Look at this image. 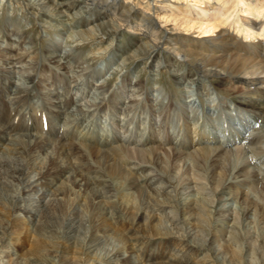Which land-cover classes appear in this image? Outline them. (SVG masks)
Masks as SVG:
<instances>
[{"label":"bare ground","instance_id":"obj_1","mask_svg":"<svg viewBox=\"0 0 264 264\" xmlns=\"http://www.w3.org/2000/svg\"><path fill=\"white\" fill-rule=\"evenodd\" d=\"M16 1L41 27L55 28L49 18L60 24L66 11L79 9L70 18L78 39H97L98 57L106 52L127 68L121 84L89 87L110 70L109 62L90 80L93 56L80 57L56 35L36 50L28 35L10 33L18 27H0V264H216L225 254L234 264H264V129L256 127L264 126V0ZM180 26L184 32L176 30ZM123 30L129 55L118 44L102 46ZM146 61L148 71L169 72L175 86L192 87L194 97L177 109L172 95H152L143 80L124 78L128 67ZM127 85L131 95L121 99ZM214 92L220 107L202 104ZM132 109L137 123L150 129L149 138L133 147L121 135H106L107 125L92 123L94 116H107L112 129H122L118 114L126 121ZM157 115L166 137L153 131ZM234 118L231 130L214 128ZM207 127L214 133L203 131ZM131 150L171 182L165 186L143 169L135 172L136 165L130 172L124 161ZM203 167L206 176L199 174ZM177 185L191 194L178 198ZM116 188L120 207L112 199ZM239 216H251L263 230L240 241ZM25 226L32 237L27 251L13 247L9 231ZM140 234L148 250L130 244ZM57 237L64 250L70 245L89 258L61 263L64 252L46 248ZM159 249L168 255L161 257Z\"/></svg>","mask_w":264,"mask_h":264},{"label":"rangeland","instance_id":"obj_2","mask_svg":"<svg viewBox=\"0 0 264 264\" xmlns=\"http://www.w3.org/2000/svg\"><path fill=\"white\" fill-rule=\"evenodd\" d=\"M162 3L166 4V2H162ZM154 7L158 8L156 5ZM76 12L78 13L79 9H74L70 13L68 11H66L64 16H63V21L60 24H57L56 22H52V19H53L52 17H51L52 19L49 18L48 21L51 22L50 24L54 25L56 29L54 27L50 28L48 26L41 27V24L39 22H37L35 17L33 15H31L26 10L25 6L23 7V4L21 2H17L16 0H0V27H3V25L6 24V23L18 27V30H10V33H17L19 35H22V34L28 35L30 37L31 41H32V47L34 49L36 48V50H40V47L45 45V43L50 39V37H52V35L59 36V37H56L58 39L57 42L62 41L63 43H67V44L69 43L71 45V47H73V50H74L75 54L79 55L80 57H88V58H91L92 56L94 57V60H90V62H89V64H91V65L93 64V65H92L91 68L88 69V72H87V78L88 79L91 80L90 75L92 73H94V72H95L96 75H100L102 73V70L104 68L102 66V64L104 63V61L107 62V63L108 62L110 63V67L108 68V70L109 69L110 70L106 74H105L106 71H104L99 76V77H102L105 74V76H103L104 78L99 79V77H98L96 80H93L94 83L90 84L89 87H93V85L95 83H97V81L99 82L98 84L104 83V84H106L108 86H111V85L115 86L117 84L118 85L121 84L122 83V81H120L121 75H122L123 72L126 71L127 67L123 65L122 59H119V58L117 59L115 57L112 58L111 56L107 58L106 57V55H107L106 52L102 55V57H98L102 53V51L97 49V47L101 48L100 47V42L97 39H95L93 41L84 40V39H80V38L78 39V36L75 33L77 31L76 30L77 28L75 26L76 22H73L70 19L71 17L75 16ZM159 12H160V10H159ZM157 14L160 15L161 13L159 14L157 12ZM157 17H155V19H157ZM176 30L179 31V32L180 31L184 32L185 28H182V26H180V27H177ZM123 31L121 32L122 34L120 33V36L117 34V36L115 38H113V39H116V40H114L116 42H114L113 40L111 41L110 39H108L106 42H104L102 44V46L104 47V45H105V47H106V45L112 44L111 47L113 48L115 45L118 44V46L120 45L122 49L124 48L123 49V53L125 54V56L129 55L132 52L133 49H131V47H130L132 45L129 44L130 41H129V37L127 36L128 33H126V30H123ZM2 32L3 31H1V33ZM195 32H197V30H190V33H192L193 35L196 34ZM60 33H61V35H60ZM0 35H1V38H2L3 35L2 34H0ZM60 36H62V37L60 38ZM3 38H2V40H3ZM148 64H149V62L147 63V61H146V62H144V65H143V63H138L137 64L138 66L136 65L134 68L132 66L128 67L129 68L128 69L129 72L127 73L128 75L125 73L124 78L131 79L130 81H132V83L136 82V80L137 81L143 80L144 83L146 84V86H148L149 88L153 89V92H151L152 95H155V94L157 96H160V95H163V96L172 95L171 99L173 100V103L176 105L177 109H178V104L179 103H184L183 101L185 100L186 97H187V99L190 98V97H194L193 94L195 93V91L191 90L192 87L191 88H188L187 86H183V87L182 86L181 87L178 86V87H176L174 82H173L172 76H171V74L169 72H167L165 70H161L158 73H155V71H148V68H147ZM82 68H83V64L79 63V71ZM95 68H97V69L99 68V70H95ZM198 74L201 75L200 72ZM58 76H59L58 73H56V78L60 79L61 76H59V77ZM11 79H12V77H11ZM67 79L68 80L71 79L70 76L67 77ZM196 89L198 90L199 88H196ZM131 90H133V88H130V86L127 85L125 87V91L126 92L122 94L121 99H126V97L129 98L130 95H131ZM217 90H218L219 94H224V97H227V96H225L226 90L225 91H221L220 89H217ZM216 97H217V93L214 92V94L210 95L209 97L204 96L203 99L201 100V102H202V104H207V102H209L208 105L210 107L211 106L212 107H218L219 102L216 100ZM160 99H162V98H160ZM163 102L166 103L165 101H163ZM220 105H219V107H220ZM185 106H186V104H185ZM181 107H183V106H181ZM185 108L188 111H190L189 110L190 109L189 106H186ZM208 109H210V108H208ZM174 112H176V111H174ZM179 112L180 111L178 110V113ZM231 113L233 115H235V112H231ZM38 114H40V112H39V110L36 109V111H34L33 118L39 116ZM127 115H128L127 116L128 119L125 121L124 120L125 116L118 114V116H119L118 118L120 120L119 123L123 125L122 129H119L118 126L116 127L117 129H114V128L112 129L113 126H111V121L109 120V118H107V116H103V117H101V119H98L96 116H94V117H92V123L95 124V125H100V124L103 125V126L107 125L106 126V130H105V134L106 135H109L112 140H113V136H118V139H119V136L121 135L120 140L126 141V144L129 147H133L134 145L131 144L132 142H136V141L140 142V140H142V141L145 140L146 137L149 138L150 129L148 128L147 123L145 121H144L143 125H141V126L139 125V123H137L136 110L132 109V110L127 111ZM154 119H155V123L156 124H155V126L153 128V131L158 132V134H160L162 132L161 134H164L165 137H166L167 133L164 131V127H163L164 124L163 123L159 124V120L162 119V118L157 115ZM162 120H164V119H162ZM235 120L236 119L234 118L230 122L228 121L226 124H223V123L220 122V123H218L219 126L215 125L216 127L214 126V128L218 129V131L219 130L220 131L221 130H226V129L229 130L230 128H233L235 126V124H234ZM248 121L251 122L252 125L255 124V122L252 121V120H248ZM259 123L256 124V127L257 128L259 127L260 129L263 130L264 126L262 127V125H260ZM26 124L30 125V123H28V122H26ZM143 126H145V127H143ZM128 127H131V128H128ZM140 127L143 128V129H141ZM136 128H138V129H136ZM203 131H207V132L209 131L210 133H214L210 129V127L203 128ZM263 134H264V132H263ZM226 135H227V133H226ZM138 137H139V139H138ZM209 137L212 138V135H209ZM239 142L240 141L238 139L236 141V144L238 145ZM237 147H238L237 149H239L240 145L237 146ZM234 149L237 150L235 148V146H234ZM135 153H136V151L131 150L129 158H127L124 161V164L127 167L130 165L129 169H131L134 165H136V167H137L136 170L137 171L135 170V172H140L141 170H139V169H143L148 174H150L149 176L153 177V179L159 178L160 182L162 184H164L165 186H167L171 182L170 179L167 177V175L164 172H161L160 169L157 166H155L152 162L139 161L138 158L135 156ZM89 158L90 159H94L93 156H90ZM227 158H229V155H228ZM131 164H133V165H131ZM129 171L132 172V169L129 170ZM207 172H208L207 168L203 167L199 171V174L201 176H206V174H208ZM105 180L109 182L108 179H105ZM110 180H111V178H110ZM110 182L112 183L111 185H113V181L111 180ZM263 183H264V181H263ZM176 184H177V182L176 183L174 182L173 186H175ZM212 187H214V185H212L209 188L210 189L209 190L210 191L209 195H208V193L206 194V196H208V199L212 198L210 196ZM117 190H118L117 188H116V190H114L112 199L114 200L113 203L116 205V207H120L121 206V204H120L121 201L117 200V199H119L121 197V192H118ZM175 193H176L178 198L191 194V193H187V191L185 190V187H183L182 185H177L176 186ZM133 197L135 199L134 204H136L138 200H137V198H135V195ZM197 198H198V196H197ZM250 217L248 218V217H244V216H239L238 220L236 221L235 234H236V236L238 234L240 236L243 235V236H241V239H240L239 236H237V238L239 237L238 239L240 241L247 235L249 236V235H251L253 233H257V232L260 233L261 230H263L260 227V225L258 224V222L257 221H253ZM210 218H212L213 220L215 219V217H212V216ZM239 218H240V220H239ZM209 219H208V221H209ZM2 220L4 221L5 219L3 217L0 218V227L4 226V224H5ZM18 229H20V228H18ZM25 229H27L26 226H25L23 231H21V229L17 230L16 227H10L9 231L11 232V235H12V240L11 241L13 242V247L16 248V249H19L20 246H23L24 250L27 251V249L29 248V244H30V242L32 240V237H29L27 235V231H25ZM145 238L146 237L141 235V234L138 235V236H133L132 239L130 238V244H134L133 249H137L138 245H135L136 243H142L140 245L141 248H143V250H146V249L148 250L149 247H148L147 240L146 241L144 240ZM63 241L64 240L62 238H58L57 237V239L55 238V241H53L52 243H48L50 245H48V244L46 245V248H50L52 250H56V251H59V252L60 251L64 252V257H66V259H63L61 261V263L65 262V261L80 263V262L86 261L89 258L88 256H85L82 253V251L79 250V248H74V247H71L70 245H69L70 249L68 248L67 250H64L66 247L64 248ZM78 244H79V242H78ZM152 244H154V243H151V245ZM153 246H155V245H153ZM59 252L57 253L58 262L60 261V258H61L60 256L62 255ZM154 253H155V250L154 251H152V250L150 251L149 250V252H148V254H150V255H153ZM158 253L162 254L161 257H166V255H168L167 251H165L163 253V251L160 250V249L158 250ZM98 255L99 256H105L103 250L102 251L101 250L98 251ZM224 256H226V259L224 258ZM224 256H223L224 259H222L223 262H222V260H220V262H218L216 264H231V263L234 264L232 262L231 258H230L231 255L225 254ZM84 257H85V259H84Z\"/></svg>","mask_w":264,"mask_h":264}]
</instances>
